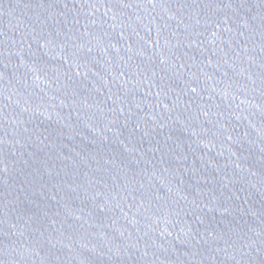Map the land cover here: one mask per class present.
<instances>
[{
	"label": "water",
	"instance_id": "95a60500",
	"mask_svg": "<svg viewBox=\"0 0 264 264\" xmlns=\"http://www.w3.org/2000/svg\"><path fill=\"white\" fill-rule=\"evenodd\" d=\"M0 264H264V0H0Z\"/></svg>",
	"mask_w": 264,
	"mask_h": 264
}]
</instances>
